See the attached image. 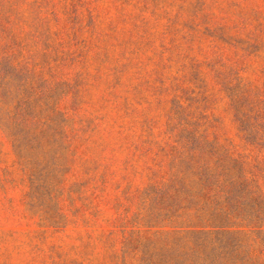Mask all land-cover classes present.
<instances>
[{
  "label": "rangeland",
  "instance_id": "obj_1",
  "mask_svg": "<svg viewBox=\"0 0 264 264\" xmlns=\"http://www.w3.org/2000/svg\"><path fill=\"white\" fill-rule=\"evenodd\" d=\"M241 105L264 109V0H0V264H160L216 236L264 264L224 183L264 199Z\"/></svg>",
  "mask_w": 264,
  "mask_h": 264
},
{
  "label": "trees",
  "instance_id": "obj_2",
  "mask_svg": "<svg viewBox=\"0 0 264 264\" xmlns=\"http://www.w3.org/2000/svg\"><path fill=\"white\" fill-rule=\"evenodd\" d=\"M240 102V99L237 101ZM244 105H241V108L244 111L243 108ZM250 112H254V121L255 124H252L249 120L251 115H249ZM264 109L259 108L257 105H252V107L249 109V111H244L243 113V121L245 122V132L246 137L248 140L252 143L258 142L257 134L263 130L264 131ZM190 135V134H189ZM191 136V135H190ZM201 139L207 140L211 145L214 143V141H209L206 137L198 136L196 140L190 139V137L187 138L185 145L188 147V150L186 153L188 154V158L194 162L197 163V152L199 149L202 150L203 148V142ZM261 139V138H260ZM264 143V139L261 140V144ZM212 151H216V148L212 145L210 146V153ZM200 159V158H199ZM222 158H219V163L214 166L210 167L209 165H206L204 163L200 164L197 169V174L199 175L201 182L205 183L206 185H210L212 183H215L219 178H222V175H225L224 171L230 170V164L225 165L223 162H221ZM229 162H232L229 161ZM236 162V161H235ZM236 163L233 165V168L231 171L235 170ZM230 171V172H231ZM238 175H243V171L239 169L237 172ZM254 174V173H253ZM229 175V173H228ZM240 180V181H237ZM234 179L233 176L231 178H228L229 182H226L224 180V183L228 184H240V192L238 195L242 199L241 203L243 206H252L255 211V215L258 216L260 222L264 224V199H262L261 196L255 194L254 192V186L252 185V181L248 180V178H237ZM230 193V190L227 191ZM231 199H233V196L231 195ZM262 199V200H261ZM238 207V205H236ZM207 238H198L196 240V244L199 247H204L207 243ZM210 243H212V247L210 249L202 250L201 254H193L191 257H186L183 254L175 253L174 259H166V257H163V262L160 264H247L248 260L244 258L242 260L241 253V244H239L238 240L234 239L231 236H216L215 239H210ZM183 255V257L181 256ZM164 256V253L161 255ZM198 259H201V263H199ZM189 260V261H188ZM237 261H241V263H238Z\"/></svg>",
  "mask_w": 264,
  "mask_h": 264
}]
</instances>
